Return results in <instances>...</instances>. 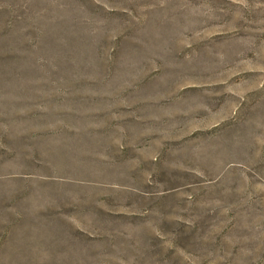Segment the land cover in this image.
<instances>
[{"label": "rangeland", "instance_id": "374dc122", "mask_svg": "<svg viewBox=\"0 0 264 264\" xmlns=\"http://www.w3.org/2000/svg\"><path fill=\"white\" fill-rule=\"evenodd\" d=\"M0 264H264V0H0Z\"/></svg>", "mask_w": 264, "mask_h": 264}]
</instances>
